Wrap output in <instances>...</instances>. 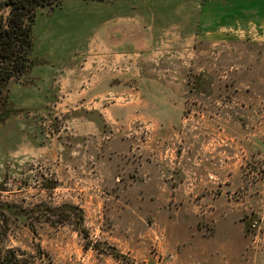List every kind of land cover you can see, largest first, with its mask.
I'll use <instances>...</instances> for the list:
<instances>
[{"label":"rangeland","instance_id":"obj_1","mask_svg":"<svg viewBox=\"0 0 264 264\" xmlns=\"http://www.w3.org/2000/svg\"><path fill=\"white\" fill-rule=\"evenodd\" d=\"M246 59L205 56L198 68L220 87L199 98L188 67L102 58L95 81L85 76L101 82L84 101L99 106V129L77 118L89 110L76 109L80 90L67 111L53 94L55 107L24 116L34 148L13 149V128L0 129V201L19 206L1 247L27 264H264V53ZM67 205L83 210V231L75 214L46 210Z\"/></svg>","mask_w":264,"mask_h":264},{"label":"crops","instance_id":"obj_2","mask_svg":"<svg viewBox=\"0 0 264 264\" xmlns=\"http://www.w3.org/2000/svg\"><path fill=\"white\" fill-rule=\"evenodd\" d=\"M261 35L264 0H63L57 6L42 7L34 25L35 61L25 79L10 81L9 99L16 112L4 121L0 119V129L13 128V149L21 150V142L27 139L28 147L34 148L30 132L36 123L35 118L30 119L32 115L55 106L67 111L66 98L76 90H80L82 101L76 109H89L77 118L98 127L103 117L99 106L86 107L84 101L87 97L97 102L101 82L88 88L85 76L95 81L102 58L135 54L154 62L170 60L183 65L178 71L188 67L191 72L187 73L192 80L188 94L211 97L220 86L214 84L210 70L198 68V62L211 53L220 60L239 56L248 61L249 57L248 65L253 67L264 53ZM154 89L172 91L169 86L153 85ZM144 92L152 101L144 99L147 106L157 110L159 103H154L150 90ZM72 94L70 97H76L78 92ZM25 115L31 117L26 119Z\"/></svg>","mask_w":264,"mask_h":264},{"label":"trees","instance_id":"obj_3","mask_svg":"<svg viewBox=\"0 0 264 264\" xmlns=\"http://www.w3.org/2000/svg\"><path fill=\"white\" fill-rule=\"evenodd\" d=\"M63 0H0V119L4 115L15 113L13 103L9 99V83L18 79L32 64V49L34 45V25L40 8L57 6ZM20 111V110H19ZM5 116V117H7ZM49 183V182H48ZM47 189L56 188L55 184H48ZM7 190L3 185L0 191ZM18 205L0 201V243L9 229L8 212L18 209ZM48 207V206H47ZM67 214L59 207H49L54 214L63 215L65 222H72L71 216L78 217V229L83 231L84 212L77 206L67 205ZM60 211V212H58ZM114 256L120 254L113 252ZM18 248L3 249L0 245V264H27L21 257Z\"/></svg>","mask_w":264,"mask_h":264},{"label":"water","instance_id":"obj_4","mask_svg":"<svg viewBox=\"0 0 264 264\" xmlns=\"http://www.w3.org/2000/svg\"><path fill=\"white\" fill-rule=\"evenodd\" d=\"M30 69H31V67H30L26 72H24V74H23L21 77H19L18 79H19V80H23V79H25L26 76H27V74L30 72Z\"/></svg>","mask_w":264,"mask_h":264},{"label":"flooded vegetation","instance_id":"obj_5","mask_svg":"<svg viewBox=\"0 0 264 264\" xmlns=\"http://www.w3.org/2000/svg\"><path fill=\"white\" fill-rule=\"evenodd\" d=\"M34 46V45H33ZM33 50V49H32Z\"/></svg>","mask_w":264,"mask_h":264}]
</instances>
